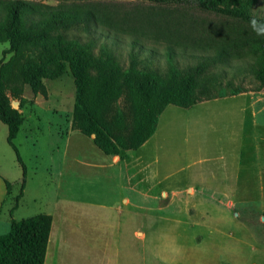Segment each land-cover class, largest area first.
I'll return each mask as SVG.
<instances>
[{"label": "rangeland", "instance_id": "374dc122", "mask_svg": "<svg viewBox=\"0 0 264 264\" xmlns=\"http://www.w3.org/2000/svg\"><path fill=\"white\" fill-rule=\"evenodd\" d=\"M28 1L97 7L113 15L123 23L122 32L97 25L90 32L79 26L67 33L93 38L95 51L107 44L123 66L136 53L159 71L168 66L167 43L137 36L132 28L166 22L187 38L204 40L249 29L211 11L154 0ZM252 12L263 16L264 0H257ZM7 48L0 42L3 61L11 56L3 54ZM175 49L179 67L211 55V50ZM252 61L250 55L208 68L223 83L230 79L248 91L190 108L166 106L144 151L155 180L145 177L151 171L138 152L109 155L108 163L93 136L73 126L76 85L69 72L43 79L44 95L24 84L19 98L10 97L24 120L13 141L24 170L0 121V173L11 184L6 211L12 205L16 220L51 213L53 222H64L56 264H264V88L250 71Z\"/></svg>", "mask_w": 264, "mask_h": 264}, {"label": "trees", "instance_id": "16d2710c", "mask_svg": "<svg viewBox=\"0 0 264 264\" xmlns=\"http://www.w3.org/2000/svg\"><path fill=\"white\" fill-rule=\"evenodd\" d=\"M159 4L188 5L246 23L249 29L221 38H187L165 22L153 29H135L144 36L167 44L165 71L151 68L130 55L123 66L107 44L95 51L93 38L81 40L67 31L84 26L90 32L97 25L122 32L123 23L97 7L55 5L28 0L0 1V42L8 43L0 59V121L7 126V142L25 169L14 139L23 122L10 97L19 98L24 84L33 94H46L43 79H56L69 72L76 94L72 124L106 155L136 150L155 132L167 105L190 108L202 101L237 95L248 91L222 82L208 68L217 61L252 57L250 71L264 88V37L250 29V18L257 0H154ZM135 39V43H136ZM176 47L211 50V55L194 64L179 67L174 58ZM10 183L6 181V187ZM23 187V185H22ZM22 187L17 201L22 195ZM52 216L38 213L19 220L11 219L9 229L0 234V264H44Z\"/></svg>", "mask_w": 264, "mask_h": 264}, {"label": "crops", "instance_id": "0c3cea01", "mask_svg": "<svg viewBox=\"0 0 264 264\" xmlns=\"http://www.w3.org/2000/svg\"><path fill=\"white\" fill-rule=\"evenodd\" d=\"M238 95V94H237ZM232 97L236 96V95H231ZM225 98V97H223ZM209 101V100H208ZM203 102V101H202ZM200 103V102H199ZM230 112V111H229ZM228 113V112H226ZM24 122V120H23ZM22 122V124H23ZM21 124V125H22ZM20 125V127H21ZM7 127V126H6ZM157 128V127H156ZM20 129V128H19ZM156 131V130H155ZM8 132V131H7ZM76 133V132H75ZM156 132H154V134L148 139L146 140L138 149L136 150H127L126 152L129 153V152H138L141 157H140V161H141V164H147L148 168H146L148 171H151L150 174H148L147 176H145L147 179H154L156 178L157 174L155 171H152L153 169L151 168L152 166V162L151 161H148L145 157H144V151H146L147 149H149V143L150 141H152V139L154 138V136L156 135L155 134ZM101 151V150H100ZM102 152V151H101ZM103 153V152H102ZM104 154V153H103ZM106 155V154H104ZM107 158H108V163L110 162V157L109 155H106ZM117 175L116 176H120L122 172H119L117 171L116 172ZM2 175H4L3 173H0V234H3L4 232H6L8 229H9V224H10V220L14 217H13V211L16 209V206H12L10 205V207H8L7 211H6V207H4L6 201H7V198H8V195H9V190H10V187H11V184L9 185V188L6 187V181H8L6 178H4ZM5 176V175H4ZM120 178V177H119ZM9 182V181H8ZM204 182V179L202 180V183ZM10 183V182H9ZM193 184H196V183H193ZM204 184V183H203ZM205 185V184H204ZM22 196V195H21ZM89 204H94V205H98L100 207H104L106 206L104 203H100V204H96L94 202H87ZM3 211L4 214H3ZM47 214H50L52 215L51 213H47ZM55 223V229L53 228V225ZM63 223L64 222H53L52 220V224H51V229H50V233H49V238H48V244H47V248H46V253H45V259H44V264H47V261L50 262V264H56V262L53 259L54 257V253H55V250L60 249V245H59V233H58V230H59V225H60V228L61 226H63ZM56 224H57V228H56ZM144 233V231H142ZM52 260V263H51V260ZM86 261L87 260H90V258H85ZM108 261H112L111 260V257L108 255ZM106 262V254L104 252H101V260H100V263H105ZM112 263V262H111Z\"/></svg>", "mask_w": 264, "mask_h": 264}, {"label": "clouds", "instance_id": "9594fccd", "mask_svg": "<svg viewBox=\"0 0 264 264\" xmlns=\"http://www.w3.org/2000/svg\"><path fill=\"white\" fill-rule=\"evenodd\" d=\"M250 29L257 37H264V21L258 20L255 16L250 18Z\"/></svg>", "mask_w": 264, "mask_h": 264}, {"label": "water", "instance_id": "95a60500", "mask_svg": "<svg viewBox=\"0 0 264 264\" xmlns=\"http://www.w3.org/2000/svg\"><path fill=\"white\" fill-rule=\"evenodd\" d=\"M17 104H18V103L13 102V103H12V107H13V108H17ZM92 136L94 137V135H92Z\"/></svg>", "mask_w": 264, "mask_h": 264}]
</instances>
